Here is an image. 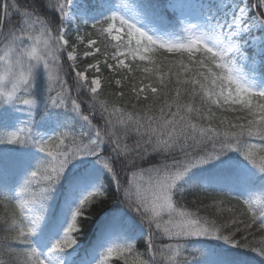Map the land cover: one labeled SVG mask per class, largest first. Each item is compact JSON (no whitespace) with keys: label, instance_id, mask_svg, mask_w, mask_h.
Wrapping results in <instances>:
<instances>
[{"label":"snow or ice","instance_id":"6c2138e0","mask_svg":"<svg viewBox=\"0 0 264 264\" xmlns=\"http://www.w3.org/2000/svg\"><path fill=\"white\" fill-rule=\"evenodd\" d=\"M169 7L0 0V264H264V0Z\"/></svg>","mask_w":264,"mask_h":264},{"label":"trees","instance_id":"16d2710c","mask_svg":"<svg viewBox=\"0 0 264 264\" xmlns=\"http://www.w3.org/2000/svg\"><path fill=\"white\" fill-rule=\"evenodd\" d=\"M159 0H153V2H157ZM105 75H107V72H105ZM116 89H108L106 90V98L109 100H114L115 98L108 94V92L115 91ZM115 185H113V191L109 195V198L105 201H102L101 203L95 204L92 209L87 213V215L90 217L87 220H82L80 222V226L82 227V233L79 236V244L82 243L84 240V237L87 236L92 231V226L99 218H101L103 215H105L107 212L111 211L112 209L124 207V203L118 201L119 194L115 192ZM212 197H217L219 199L225 200V207H231L234 209V212L239 216L240 212H242L241 205L236 200H229L228 194L226 192H201V201H198L200 204V213L201 215H207L209 219H217V222L219 223V219L217 214L215 213L213 208H204L203 204H209L211 205L213 203ZM197 197L195 195H192L191 192H189L186 196V199L183 201V204H186L190 210H195V206L191 204L190 202L193 200H196ZM225 216H228L230 214L224 213ZM245 218L246 217H241ZM239 233L237 234V237H239ZM259 234L257 233V236ZM142 250V244L140 245ZM248 257H254V253H248ZM257 259H259L257 257Z\"/></svg>","mask_w":264,"mask_h":264},{"label":"rangeland","instance_id":"374dc122","mask_svg":"<svg viewBox=\"0 0 264 264\" xmlns=\"http://www.w3.org/2000/svg\"><path fill=\"white\" fill-rule=\"evenodd\" d=\"M171 2H173V3H174V2H178V0H171ZM193 2H194V0H193Z\"/></svg>","mask_w":264,"mask_h":264}]
</instances>
